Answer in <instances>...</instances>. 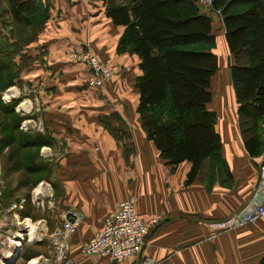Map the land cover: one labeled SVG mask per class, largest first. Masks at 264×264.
Returning a JSON list of instances; mask_svg holds the SVG:
<instances>
[{
	"label": "crops",
	"instance_id": "crops-1",
	"mask_svg": "<svg viewBox=\"0 0 264 264\" xmlns=\"http://www.w3.org/2000/svg\"><path fill=\"white\" fill-rule=\"evenodd\" d=\"M52 2L72 11L81 10L87 17H92L91 21L97 25L95 31L99 33L104 29L102 24L111 25L99 4L85 5L79 0ZM116 27L120 34L123 28ZM219 29L222 30L221 40L225 43L222 42L230 66L233 57L225 41L222 21ZM115 46V43L109 45L111 56H105L106 61L101 60L118 70L129 61L126 56L114 54ZM139 75L113 74L114 82L111 80V83L116 86L119 76H122L124 82L129 80L132 85ZM214 75L210 81L211 92ZM131 85L130 88L120 87L119 91L123 95L133 91L135 100L128 103L122 98L121 103L113 104L107 110L116 113L117 117L102 122L99 118H72L68 121L58 118L56 123L47 121L49 131L57 136L53 135L55 139L46 146L48 151L45 154V151H40L42 158L39 162L46 167V177L42 181L50 184L52 196L35 200L32 194L29 199L25 198V202L19 206L20 210L11 204L13 207L9 208L15 209H9V214H1L0 206V256L8 248L4 238L16 235L23 227L22 223L41 221L46 228L43 239L23 241L20 252L10 264H28L33 258L39 260L38 264H55L54 253L47 249L45 240L51 239L59 230V210L73 208L82 216L76 232L69 238L70 254L76 264H112L106 256H83L80 248L93 232L102 227L108 212L115 209L120 201L133 197L135 210L140 217L147 220L160 214L161 221L146 238L141 252L127 259L126 264H146L147 260L148 264H260L264 256V215L245 227L225 231L211 230L208 222L222 219L250 201L264 155V113L257 122V133L261 140L258 155L250 156L246 151L237 123V112L233 109L235 133L230 130L231 118L228 123H220L219 130L215 127L221 137V159L229 170L228 178L216 175L214 177L217 179L205 178V181H200V172L187 184L190 162L183 161L173 166L159 156L141 127L136 111L137 90ZM115 86L112 87L114 92ZM233 98L235 101L234 90ZM49 104L50 111L63 109L56 110L60 105ZM235 107L237 109V104ZM97 114L103 115L105 112ZM210 163V160L207 161L201 171L205 172ZM14 172L22 175L20 169ZM28 207H40L42 213L32 216L33 212ZM28 244L33 248H29Z\"/></svg>",
	"mask_w": 264,
	"mask_h": 264
},
{
	"label": "trees",
	"instance_id": "trees-1",
	"mask_svg": "<svg viewBox=\"0 0 264 264\" xmlns=\"http://www.w3.org/2000/svg\"><path fill=\"white\" fill-rule=\"evenodd\" d=\"M4 1L17 25H28V18L39 9L35 0ZM99 1L105 5V16L123 28L119 48H129L139 57L137 113L146 138L153 142L159 156L173 166L190 162L187 184L213 158L224 166L221 137L215 128L216 112L208 108L211 77L218 69L217 55L211 49L215 35L211 16L200 0ZM208 10L221 16L233 57L229 78L237 104V123L246 151L255 156L261 149L257 122L264 113V0H210ZM10 56V50L0 44V67ZM4 107L0 110L5 115L14 114L12 106ZM20 122L12 119L9 128L4 126L7 130L0 131V142L9 153V171L20 168L15 162L18 155L25 156L22 159L27 160L24 173L29 175L28 182L46 171L36 162L39 157L31 154H38L50 137L24 132L19 129ZM31 156L35 157L32 161ZM223 168L229 176V170ZM260 264H264V256Z\"/></svg>",
	"mask_w": 264,
	"mask_h": 264
},
{
	"label": "rangeland",
	"instance_id": "rangeland-1",
	"mask_svg": "<svg viewBox=\"0 0 264 264\" xmlns=\"http://www.w3.org/2000/svg\"><path fill=\"white\" fill-rule=\"evenodd\" d=\"M35 1L39 8L36 15L28 18V25H17L9 14L7 3L0 0V44L9 49L11 53V59L3 61L0 67V101L2 102L0 108H6L4 105L14 108V114L10 115H5L3 110H0V131L6 129L4 126L9 128L12 119H19L21 121L20 130L31 131L32 134L40 136H49V141H52L55 139L53 135L56 133L52 135L53 131H49L48 120L56 123L58 118L67 121L72 118L79 120L99 118L102 122L117 117V115L115 116L116 113L107 110H110L113 104L121 103L122 98L124 101L126 99L128 103L135 100L133 91L130 90L131 93L127 95H123L119 91L120 87H129L130 81L124 82L122 76H119L115 86L114 83L113 85L111 83V80L114 82L113 77H111L102 87L90 88L87 84L90 76L88 67L73 59L72 55L89 52L100 60L106 61L105 56H111L109 45L115 43L114 54L126 56L129 62H126L122 67L120 66L118 70H114L112 67L113 74H140L139 57L132 53L129 48L120 49L118 46L122 32L119 34L117 27L110 20L112 26L102 24L104 29L99 33L97 30L95 31L97 25L91 21L92 17H87L81 10L72 11L63 8L53 3L52 0ZM79 1L85 5L99 4L103 7L105 14V5L101 1ZM111 1L122 3L124 0ZM204 1L200 0L199 2L204 6V11L209 12L211 16L212 32L215 35V43L211 49L218 58V70L212 78L213 93L208 108L216 111L217 123L215 127L217 130L220 129V123H226L231 118L230 130L234 134L236 125L234 126L232 122V116L233 109L236 110V104L234 98L232 99L233 90L228 78L230 61L223 46L224 41L221 40L222 30L219 29L221 16L218 12L209 11V5H204ZM106 25H109L108 29H105ZM105 35L108 37L105 38ZM114 86L116 87L115 92L112 90ZM133 86L137 90L138 104L136 83L131 85V87ZM49 103L60 105L58 108L55 107L56 110L63 109L55 112L50 111ZM99 112H105V114L98 115ZM23 123L26 126H23ZM3 143L0 142V200L2 201L0 206L1 214H9L12 209L20 210L19 201L25 198L29 199L33 193L37 192V185L43 177H46V174L38 173L34 175V179L27 182L29 175L25 174L24 168L27 166V160L22 159V157L25 158L24 155L14 157L15 162L20 166L22 175L9 171L11 160ZM48 144L50 143L47 142L44 146H40L38 154L36 152L31 154L39 157L36 162L42 158V152L45 151V154L48 151L46 147ZM29 159L32 161L35 157L31 156ZM219 162L218 158H213L211 165L206 166V171H201L200 181L203 179L205 181V178L206 180L217 179L214 177L216 175L228 178L224 166ZM16 203L18 204L16 205ZM11 204L16 205L15 208L10 209ZM28 208L33 212L32 216H38L42 213L40 207ZM56 225L53 223V226L57 227ZM22 230L21 227L18 233L24 232ZM26 241L29 240L26 239ZM45 241L47 249L54 253L52 238ZM31 244L27 246L33 248Z\"/></svg>",
	"mask_w": 264,
	"mask_h": 264
},
{
	"label": "built area",
	"instance_id": "built-area-1",
	"mask_svg": "<svg viewBox=\"0 0 264 264\" xmlns=\"http://www.w3.org/2000/svg\"><path fill=\"white\" fill-rule=\"evenodd\" d=\"M93 1V0H86ZM210 0H205L204 5H209ZM73 59L82 62L90 72L87 84L90 88H100L111 79L113 71L111 67L100 60L97 56L84 52L73 54ZM23 126L24 125L23 123ZM35 200L39 197H51L50 184L41 181L37 185V192L33 193ZM25 199L20 201L22 206ZM16 206V205H14ZM264 215V155L259 165L258 176L250 201L240 210L233 212L226 217L208 222L211 230L225 231L237 227H245L254 223ZM60 229L52 236V243L55 248V264H76L70 254L69 238L73 235L81 220V214L73 208H62L58 213ZM161 215L157 214L145 220L135 210V199L129 197L118 203L115 209L108 212L103 220L102 227L88 238L81 246L80 254L98 255L109 257L112 264H126L127 259L141 252L146 238L150 231L158 225ZM22 231L8 237L6 240L7 249L3 250L0 256V264H10V261L20 252L22 242L27 240L41 241L45 236L44 223H25ZM0 240L1 233H0ZM11 245V247H10ZM10 247V249H9ZM38 259H30L28 264H38ZM146 264L149 263L147 260Z\"/></svg>",
	"mask_w": 264,
	"mask_h": 264
},
{
	"label": "water",
	"instance_id": "water-1",
	"mask_svg": "<svg viewBox=\"0 0 264 264\" xmlns=\"http://www.w3.org/2000/svg\"><path fill=\"white\" fill-rule=\"evenodd\" d=\"M199 9H201V10H202V9H203V6L199 5Z\"/></svg>",
	"mask_w": 264,
	"mask_h": 264
}]
</instances>
